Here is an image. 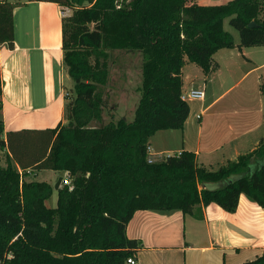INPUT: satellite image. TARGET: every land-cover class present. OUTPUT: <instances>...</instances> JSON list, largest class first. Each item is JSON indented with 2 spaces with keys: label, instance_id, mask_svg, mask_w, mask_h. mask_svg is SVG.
I'll list each match as a JSON object with an SVG mask.
<instances>
[{
  "label": "trees",
  "instance_id": "1",
  "mask_svg": "<svg viewBox=\"0 0 264 264\" xmlns=\"http://www.w3.org/2000/svg\"><path fill=\"white\" fill-rule=\"evenodd\" d=\"M26 1L0 0V45L15 47L14 10ZM46 1L71 8L62 17V62L74 82L68 122L5 134L0 116V264H130L142 245L127 225L139 209L200 217L213 202L235 211L241 194L264 208V136L216 170L191 150L156 157L148 149L157 131L182 129L189 116L185 62L209 75L215 52L236 46L225 19L239 31L240 46L264 45V0ZM113 49L142 53L141 98L133 120L93 125L108 106L103 87ZM2 92L0 65V112ZM44 169L71 180L56 188L55 206L46 204L52 183L23 179ZM242 264H264V251Z\"/></svg>",
  "mask_w": 264,
  "mask_h": 264
},
{
  "label": "crops",
  "instance_id": "2",
  "mask_svg": "<svg viewBox=\"0 0 264 264\" xmlns=\"http://www.w3.org/2000/svg\"><path fill=\"white\" fill-rule=\"evenodd\" d=\"M62 9L57 2L27 0L14 10L15 47L0 45L5 134L66 121V97L50 96L47 84L48 67L53 62L64 67ZM239 43L215 52L209 75L195 62H185L183 91L201 88L204 97L188 100L190 113L182 129L159 130L151 137L152 155L191 150L200 163L216 170L258 146L264 136V45ZM202 214L135 211L127 234L141 242L138 263L242 264L264 251V208L245 194L233 212L213 202L203 206Z\"/></svg>",
  "mask_w": 264,
  "mask_h": 264
},
{
  "label": "rangeland",
  "instance_id": "3",
  "mask_svg": "<svg viewBox=\"0 0 264 264\" xmlns=\"http://www.w3.org/2000/svg\"><path fill=\"white\" fill-rule=\"evenodd\" d=\"M208 1L218 4L229 0H207L206 3ZM224 29L233 35L236 42L240 41V33L229 23V18L224 21ZM142 61L143 55L140 51L110 50V77L109 82L103 87L104 97L108 106L103 114L102 120L93 122V125H100L109 122L111 119L118 120L122 117H125L129 121L133 120L142 94L140 89L142 82ZM47 81L50 96L58 94L59 98L66 97L67 102V91H70L74 86V82L68 75L67 70L64 67H56L53 62V65L51 64L48 67ZM67 122L68 120L66 119L65 123ZM158 139L160 141L163 140L160 136ZM3 163H6L5 159H3ZM61 174L67 177L66 173L51 169L31 170L23 175V179L27 181L39 180L52 183L54 190L51 197L46 200V204L48 206H55L58 198L55 184L58 178L61 177ZM63 179L66 178L64 177ZM61 183H64L63 180Z\"/></svg>",
  "mask_w": 264,
  "mask_h": 264
},
{
  "label": "built area",
  "instance_id": "4",
  "mask_svg": "<svg viewBox=\"0 0 264 264\" xmlns=\"http://www.w3.org/2000/svg\"><path fill=\"white\" fill-rule=\"evenodd\" d=\"M71 12V8L70 7H63V9L61 10V14L63 16L68 15ZM204 97V90L201 88H191L189 90L183 91L182 92V99L184 100H189V99H202ZM149 151L151 152V146L148 147ZM180 153V152H179ZM176 154V153H174ZM164 155H171L170 154H164ZM153 159H155L154 157H150V161H153ZM64 183H71L70 177L67 176V179H63ZM128 263L130 264H139L138 260L135 256H131L130 258H128Z\"/></svg>",
  "mask_w": 264,
  "mask_h": 264
},
{
  "label": "water",
  "instance_id": "5",
  "mask_svg": "<svg viewBox=\"0 0 264 264\" xmlns=\"http://www.w3.org/2000/svg\"><path fill=\"white\" fill-rule=\"evenodd\" d=\"M250 25H251V26L256 25V22H255V21H252V22L250 23ZM62 180H63V177H59V178H58V180H57V182H56V184H55V188H58V187L60 186Z\"/></svg>",
  "mask_w": 264,
  "mask_h": 264
}]
</instances>
